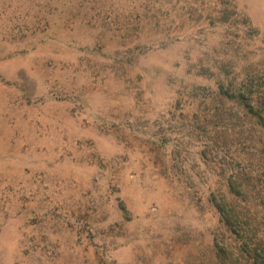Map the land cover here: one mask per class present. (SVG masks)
<instances>
[{
  "label": "rangeland",
  "instance_id": "obj_1",
  "mask_svg": "<svg viewBox=\"0 0 264 264\" xmlns=\"http://www.w3.org/2000/svg\"><path fill=\"white\" fill-rule=\"evenodd\" d=\"M0 264H264V0H0Z\"/></svg>",
  "mask_w": 264,
  "mask_h": 264
}]
</instances>
